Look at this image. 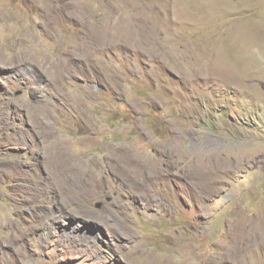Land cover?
Here are the masks:
<instances>
[{
	"label": "rangeland",
	"instance_id": "1",
	"mask_svg": "<svg viewBox=\"0 0 264 264\" xmlns=\"http://www.w3.org/2000/svg\"><path fill=\"white\" fill-rule=\"evenodd\" d=\"M0 264H264V0H0Z\"/></svg>",
	"mask_w": 264,
	"mask_h": 264
},
{
	"label": "water",
	"instance_id": "2",
	"mask_svg": "<svg viewBox=\"0 0 264 264\" xmlns=\"http://www.w3.org/2000/svg\"><path fill=\"white\" fill-rule=\"evenodd\" d=\"M101 205H102V202H99V203H98V206H101Z\"/></svg>",
	"mask_w": 264,
	"mask_h": 264
},
{
	"label": "bare ground",
	"instance_id": "3",
	"mask_svg": "<svg viewBox=\"0 0 264 264\" xmlns=\"http://www.w3.org/2000/svg\"><path fill=\"white\" fill-rule=\"evenodd\" d=\"M255 37V36H254Z\"/></svg>",
	"mask_w": 264,
	"mask_h": 264
}]
</instances>
